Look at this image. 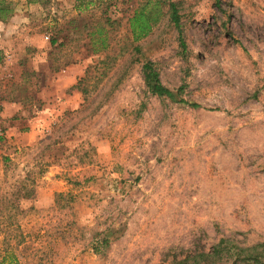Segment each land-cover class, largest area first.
I'll return each mask as SVG.
<instances>
[{"label":"rangeland","instance_id":"1","mask_svg":"<svg viewBox=\"0 0 264 264\" xmlns=\"http://www.w3.org/2000/svg\"><path fill=\"white\" fill-rule=\"evenodd\" d=\"M174 1L185 53L162 0H0V264L8 247L9 264H164L264 242V0ZM146 61L187 103L147 92Z\"/></svg>","mask_w":264,"mask_h":264},{"label":"trees","instance_id":"2","mask_svg":"<svg viewBox=\"0 0 264 264\" xmlns=\"http://www.w3.org/2000/svg\"><path fill=\"white\" fill-rule=\"evenodd\" d=\"M76 10L78 13H81V10H88L90 5L94 4V0H76ZM99 1V0H97ZM164 4L168 7V15L169 21L174 26V28L178 31L179 44L182 49V52H186V44L182 37L181 24H180V16L178 4L174 0H162ZM214 5L219 7L220 0H213ZM101 2V0H100ZM101 5V4H100ZM99 5V6H100ZM11 12V8L8 3L0 4V21H4L8 13ZM109 22V20H107ZM155 19L150 18L149 14L145 13V9L141 8L140 10H136L132 17L129 19V32L131 35V48L132 52L138 53L140 51L139 46H133L134 43H137L139 40L145 38L151 31L152 22ZM100 28L95 33L97 35L96 38L93 39L94 44L97 46L95 52H99L101 50H105L108 47L107 38L103 35V27L99 25ZM58 40L55 37L50 41V45L57 44ZM62 43L60 42L61 45ZM93 44V47L95 45ZM69 62L64 64L61 67L55 68L54 71L57 72L62 67L66 66ZM72 63H76V60H72ZM141 73L143 77V82L146 87L148 93L158 99H169L175 103H187L182 99H179L181 93H183V87H179L175 90H171L164 86L161 83L159 78V72L156 68V65L151 61H146L141 65ZM89 79L88 69L85 70L84 76L80 78L76 85L71 87V90L80 91L83 95L87 92L85 88H83V84L86 80ZM193 108H199L198 104H190ZM3 138V134L0 133V140ZM22 190L24 191L21 194V198L23 199H31L33 190L25 188L22 186ZM9 205L13 206V202H8ZM4 242V241H3ZM6 244V242H4ZM100 243L107 244L108 240L104 239ZM100 246V245H99ZM94 251L97 253L99 248L94 246ZM10 248H6L4 250L5 254L8 255L10 261H16L14 256L10 252ZM8 262V264L10 263ZM164 264H264V242L253 244V245H242L238 243L236 240L221 237L217 242L211 245V247L207 250L198 249L193 252H189L184 254L183 256H177L166 262Z\"/></svg>","mask_w":264,"mask_h":264}]
</instances>
